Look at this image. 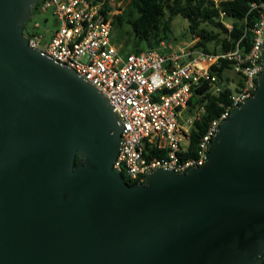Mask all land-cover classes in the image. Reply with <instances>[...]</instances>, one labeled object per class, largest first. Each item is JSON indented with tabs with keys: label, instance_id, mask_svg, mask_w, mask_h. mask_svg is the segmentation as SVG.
<instances>
[{
	"label": "water",
	"instance_id": "1",
	"mask_svg": "<svg viewBox=\"0 0 264 264\" xmlns=\"http://www.w3.org/2000/svg\"><path fill=\"white\" fill-rule=\"evenodd\" d=\"M37 1L0 0V264H261L264 41L205 164L129 183L107 98L28 45Z\"/></svg>",
	"mask_w": 264,
	"mask_h": 264
},
{
	"label": "built area",
	"instance_id": "2",
	"mask_svg": "<svg viewBox=\"0 0 264 264\" xmlns=\"http://www.w3.org/2000/svg\"><path fill=\"white\" fill-rule=\"evenodd\" d=\"M121 1L38 0L37 10H51L56 27L43 48L40 34L24 27L23 34L29 46L73 69L107 98L120 124L113 166L128 180L140 182L156 167L184 172L202 166L221 121L256 90L262 71L264 0L249 3L247 13L256 14L252 26L231 48L217 52L195 48V41L172 46L163 40L139 52L119 51L110 35L112 20L121 13L115 4ZM219 17L229 32L231 23L224 12ZM229 71L234 81L224 74ZM199 86L209 96L229 90V104L209 121L193 154L184 155L190 129L205 109L204 93L194 90Z\"/></svg>",
	"mask_w": 264,
	"mask_h": 264
},
{
	"label": "trees",
	"instance_id": "3",
	"mask_svg": "<svg viewBox=\"0 0 264 264\" xmlns=\"http://www.w3.org/2000/svg\"><path fill=\"white\" fill-rule=\"evenodd\" d=\"M253 0H126V5L121 13L114 16L112 26L120 28L126 24L133 36L128 52H139L144 49L154 48L160 41L167 40L171 33V20L175 15H180L187 20L188 32L197 40L193 44L205 52H217L222 49L231 48L245 28L252 26L256 14L247 13L249 3ZM37 9V5L33 7ZM32 9V10H33ZM167 12V17L164 18ZM219 12H224L225 19L231 23L228 32L220 21ZM245 18V21H244ZM211 26L220 31L208 29ZM223 32V36L220 34ZM229 37V38H227ZM247 38L242 40L245 44ZM213 42L214 48L208 49L207 43ZM225 62L222 66H225ZM197 94L204 93V86L194 89ZM229 90H224L218 96H205L204 113L194 123L189 133L188 152L184 155L193 154L197 140L205 132L210 120L216 118L229 104ZM78 157H75V162ZM123 179L129 183L139 181L128 180L123 173ZM261 264H264V254L261 256Z\"/></svg>",
	"mask_w": 264,
	"mask_h": 264
},
{
	"label": "rangeland",
	"instance_id": "4",
	"mask_svg": "<svg viewBox=\"0 0 264 264\" xmlns=\"http://www.w3.org/2000/svg\"><path fill=\"white\" fill-rule=\"evenodd\" d=\"M119 1V0H118ZM216 1V0H215ZM126 5V0H122L120 5L115 4V7L119 10H123V8ZM167 17V12L165 13L164 18ZM226 21V20H225ZM227 22H229L227 20ZM37 23V27H33V24ZM24 31H32L40 34L42 36V43L41 48L45 47L47 42L49 41L53 30L56 27L55 19L52 15L51 10H46L43 12L38 11L37 9L32 10V14L29 18V20L24 24ZM208 29H213V31H220L217 28L207 26ZM111 41L115 44V46L118 48L121 52H128L130 50V45L125 46L126 41H131L133 38L130 28L128 25L124 24L121 29L116 27L114 24L111 28ZM223 36V32L220 34V37ZM197 38H195L192 34L188 32V23L185 18H183L180 15H175L171 20V33L169 34V38L167 40H164L165 43H170L172 46L182 43H190L192 41H196ZM208 49L214 48V43L209 42L207 43ZM224 74L230 75L231 80H235V76H233L232 72H225ZM228 78V77H227ZM229 79V78H228Z\"/></svg>",
	"mask_w": 264,
	"mask_h": 264
},
{
	"label": "crops",
	"instance_id": "5",
	"mask_svg": "<svg viewBox=\"0 0 264 264\" xmlns=\"http://www.w3.org/2000/svg\"><path fill=\"white\" fill-rule=\"evenodd\" d=\"M186 112H183V115L185 114Z\"/></svg>",
	"mask_w": 264,
	"mask_h": 264
}]
</instances>
